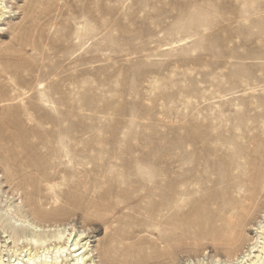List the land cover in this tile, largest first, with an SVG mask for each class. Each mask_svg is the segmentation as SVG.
<instances>
[{"label":"rangeland","instance_id":"obj_1","mask_svg":"<svg viewBox=\"0 0 264 264\" xmlns=\"http://www.w3.org/2000/svg\"><path fill=\"white\" fill-rule=\"evenodd\" d=\"M7 10L0 209L13 202L32 219L33 204L49 215L36 223L84 231L95 264L113 245V264L241 253L253 224L226 252L203 221L209 195H237L218 183L231 141L254 163L249 175H264V0H8ZM180 143L208 171L166 208L173 195L161 181L187 174L173 154Z\"/></svg>","mask_w":264,"mask_h":264},{"label":"bare ground","instance_id":"obj_2","mask_svg":"<svg viewBox=\"0 0 264 264\" xmlns=\"http://www.w3.org/2000/svg\"><path fill=\"white\" fill-rule=\"evenodd\" d=\"M7 9L8 0H0V20L8 13ZM207 137L205 133L197 132L195 139L197 142H202ZM217 138L219 139L220 135H217ZM231 145L234 149L231 160L228 162L229 173L223 179H220L218 183L225 184L237 195H225V193L209 195L208 202L207 204L205 203L208 212L203 223L205 226L208 225L209 232H207L211 239L220 244L226 252L232 251V248L243 240V234L247 232V227L252 224L253 235L249 236V240L241 243V253L237 251L228 254L229 262L221 258H215L210 263L202 261L198 264H264L263 203L261 209H259L260 214L256 215L261 194L264 192V175L262 173V175L255 177L250 176L254 163L244 160L245 154L241 153L240 149L235 150L236 145L233 141H231ZM173 154L177 157L178 166L180 165L179 167L182 169H187V174L172 178L171 181L173 183L171 185H168L169 178L161 181L166 186L163 189L164 195H168L167 189L172 192L171 196L173 195L172 200H164L163 204L166 208L178 205V194H192L194 192L192 190L193 187L203 184L205 180L202 172L208 171V165L202 164L204 156L199 157L195 161L186 160L181 143L178 148L173 150ZM9 169V167L6 168L7 172ZM166 170L167 168L163 165L161 173L166 175ZM11 179H15L14 175H12ZM180 185H187L188 188L179 190ZM171 196H168V198ZM1 202L2 199L0 197ZM29 208L32 219L21 209L14 208L13 202L4 205L0 209V230L5 234L3 241L0 238V264H66L67 261L70 264H95L90 253V239H85L84 231H69V228H62L59 225L55 227L40 225L36 223L35 219L49 215L33 204L29 205ZM253 220H256V222L253 223ZM10 243L17 248L13 253L15 256L13 262L11 259L10 261L6 260L4 255L6 249H9L8 244ZM20 243L26 244L19 247ZM25 251L27 252L26 254L24 253ZM119 251L120 249L115 245L108 248L105 253L107 260L104 261V264H113L111 263L113 262V255ZM23 253L25 255H22ZM189 264L194 263L189 262Z\"/></svg>","mask_w":264,"mask_h":264}]
</instances>
